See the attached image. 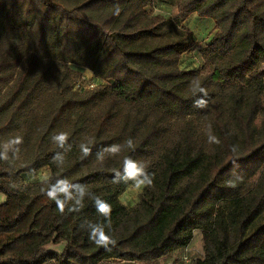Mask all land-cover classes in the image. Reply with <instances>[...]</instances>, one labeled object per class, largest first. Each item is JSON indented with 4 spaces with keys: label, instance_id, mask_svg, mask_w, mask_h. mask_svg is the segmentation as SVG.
Here are the masks:
<instances>
[{
    "label": "trees",
    "instance_id": "obj_1",
    "mask_svg": "<svg viewBox=\"0 0 264 264\" xmlns=\"http://www.w3.org/2000/svg\"><path fill=\"white\" fill-rule=\"evenodd\" d=\"M155 1L0 0V264L148 263L196 230L195 264H264V0ZM192 13L215 25L182 69Z\"/></svg>",
    "mask_w": 264,
    "mask_h": 264
},
{
    "label": "rangeland",
    "instance_id": "obj_2",
    "mask_svg": "<svg viewBox=\"0 0 264 264\" xmlns=\"http://www.w3.org/2000/svg\"><path fill=\"white\" fill-rule=\"evenodd\" d=\"M152 12L155 14H161L165 16L167 19H169L171 22L173 18L176 15L175 7L172 4L168 3V0H157L154 2V5L151 6ZM190 17V18H189ZM187 19V20H186ZM184 21V26L188 29L192 30L197 38L196 45L193 49L185 52L179 61V67L182 69H198L201 67L203 63V59L200 55V49H202L210 40L211 33L213 32V29H210V26L206 21H208L205 17H199L198 15L190 14ZM258 24V31L257 36L259 41L264 45V20H259L257 22ZM72 67L79 72H81L82 75H85L89 78H92V81L97 83H102L105 81H102L99 78H95L92 76V72L89 69H85L83 67H79L76 65H72ZM49 176V169L47 167L42 168L41 170L37 171L35 174L25 175L24 180L27 183L43 180ZM144 180L142 179H135L134 182L128 186L120 195L119 199L126 207L134 206L138 200L141 191L143 190L144 186ZM4 196L0 194V201H2ZM190 249H192V252L195 256H203L204 255V242L202 237V232L200 230L194 231V237L191 240ZM63 245H48L46 248L49 250L54 251H61ZM182 254V251H178L170 256H165L162 258H159L153 262H112L110 264H181L179 262L180 256Z\"/></svg>",
    "mask_w": 264,
    "mask_h": 264
},
{
    "label": "built area",
    "instance_id": "obj_3",
    "mask_svg": "<svg viewBox=\"0 0 264 264\" xmlns=\"http://www.w3.org/2000/svg\"><path fill=\"white\" fill-rule=\"evenodd\" d=\"M94 85L95 83L91 80V78L85 75H82L81 78L78 80L76 87L78 89H87V88H92ZM189 246L190 244H188L182 249V254L179 260L181 264H195L197 260L202 259L204 257V255L195 256L194 253L192 252V249H190ZM168 264H171V263H168Z\"/></svg>",
    "mask_w": 264,
    "mask_h": 264
},
{
    "label": "crops",
    "instance_id": "obj_4",
    "mask_svg": "<svg viewBox=\"0 0 264 264\" xmlns=\"http://www.w3.org/2000/svg\"><path fill=\"white\" fill-rule=\"evenodd\" d=\"M192 14H194V15H196L195 13H192ZM190 18V17H189ZM206 18V17H205ZM208 21H206L207 23H208V25L210 26V29L212 30V29H214V22H213V20L211 19V18H206ZM187 20V19H186ZM212 34H213V32L211 33V36H212ZM210 36V37H211ZM167 257V256H166ZM134 263H136V262H134Z\"/></svg>",
    "mask_w": 264,
    "mask_h": 264
}]
</instances>
